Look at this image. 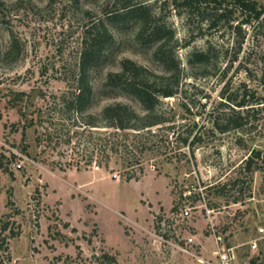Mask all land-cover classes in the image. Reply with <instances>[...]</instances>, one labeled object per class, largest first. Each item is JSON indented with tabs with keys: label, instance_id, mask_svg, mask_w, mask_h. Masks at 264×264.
Masks as SVG:
<instances>
[{
	"label": "rangeland",
	"instance_id": "1",
	"mask_svg": "<svg viewBox=\"0 0 264 264\" xmlns=\"http://www.w3.org/2000/svg\"><path fill=\"white\" fill-rule=\"evenodd\" d=\"M112 1L0 0V264H201L195 255H213L214 235L228 245L244 244L246 254L264 224V30L249 31L240 63L190 66L188 52L204 40L183 47L186 26L164 4L162 19L173 30L169 45L177 44L180 61L176 93L160 98L156 112L163 121L142 130L135 165L142 171L126 180V167L107 149L94 148L89 159L93 145L78 126L87 115L61 112L90 22L102 19L115 38L90 71L95 89L125 58L163 73L151 45L137 39L136 19L106 17L120 7ZM146 1L155 9L161 2ZM221 31L206 38L225 49L234 35L225 26ZM243 93L248 105L239 108L234 102ZM113 101L141 111L133 97L116 95L96 98L89 114L98 118ZM216 124L228 127L221 131ZM68 129L69 135L78 131L71 140ZM93 129L94 140L111 132ZM259 249L264 263L263 240Z\"/></svg>",
	"mask_w": 264,
	"mask_h": 264
},
{
	"label": "trees",
	"instance_id": "2",
	"mask_svg": "<svg viewBox=\"0 0 264 264\" xmlns=\"http://www.w3.org/2000/svg\"><path fill=\"white\" fill-rule=\"evenodd\" d=\"M160 1V6L155 9L154 4L146 0L139 2L113 0L112 4L119 3L120 7L114 11L108 10L106 17L109 20L121 22L136 19L138 22L136 37L142 41V44L151 45L153 57L162 65L163 73L152 72L147 67L125 58L120 61L119 69L108 71L103 83L95 89L90 80V71L103 60L115 43L111 30L102 19H98L96 22L86 24L74 88L68 94L63 95L61 99L64 109L61 112H65L66 116H70V113L75 114L76 118L77 115H87L88 119L81 121V125L78 126H84L83 130L87 132L86 136H88L85 140L91 141L90 143L93 145L92 150L89 151L91 154L89 159L92 158L94 148L102 152L107 149L112 155L117 156L126 167L124 176L126 180L137 179L138 172L142 171L141 166H139V170L135 168V165L140 163V154L142 153V130L148 131L151 129L150 127L163 121L156 112L160 98L173 96L176 93L175 86L180 72V61L175 53L177 44L169 45L173 37V30L162 19L164 4H170L174 13L182 19L186 26L188 37L182 44L183 47L190 46L197 39L204 40L203 44L192 46L188 52L186 60L190 66L205 68L208 64L219 60H225L227 64L237 61L240 63V53L249 31L264 30V4L259 0ZM156 2L157 0L154 3ZM224 26L230 29L234 38L230 47L222 49V46L212 43L206 36L209 33L223 36L221 30ZM227 69L224 68L222 73H225ZM244 69L247 71L249 68L244 66ZM245 93L241 95L239 101L232 100L235 101L234 105L239 108L248 105ZM116 95L133 97L141 105V111H137L130 103L113 101L102 107L98 118L89 114V109L96 98H110ZM222 97L227 99L223 93ZM239 110L233 111L238 114V120H241L243 116L240 115ZM28 125H33V120H30ZM216 125L221 131L228 127ZM240 125V122H236L235 127ZM99 127H108L111 132L108 138L97 137L95 141L91 134L93 131H98L93 128ZM52 131H47L43 135L51 139ZM69 131L71 129H68L65 134L68 135V140H71L72 135H77L78 131L72 130V135L68 134ZM129 136H132L133 139H129ZM35 140L37 144H40L42 138L37 134ZM183 141L186 143L187 138H184ZM254 155L259 157L260 151L254 152ZM254 155L246 160L248 169ZM262 159L264 160V156ZM2 229H6V224H3ZM105 257L111 263L115 262L113 257L107 255Z\"/></svg>",
	"mask_w": 264,
	"mask_h": 264
},
{
	"label": "built area",
	"instance_id": "3",
	"mask_svg": "<svg viewBox=\"0 0 264 264\" xmlns=\"http://www.w3.org/2000/svg\"><path fill=\"white\" fill-rule=\"evenodd\" d=\"M21 164H17L20 167ZM184 215H188V210L184 209ZM216 249L212 251V256L205 258L203 256H196V260L201 264H264L261 260V251L259 249V242L264 241V224L257 226V235L247 242V253L243 254L241 247L244 244L228 245L222 241L220 235H214ZM189 245L194 243L193 237L187 238ZM189 252L187 248H181ZM254 251L255 255H250L249 252Z\"/></svg>",
	"mask_w": 264,
	"mask_h": 264
}]
</instances>
